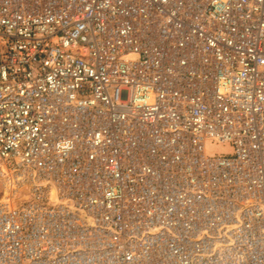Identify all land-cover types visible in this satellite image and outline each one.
Listing matches in <instances>:
<instances>
[{
  "label": "built area",
  "instance_id": "built-area-1",
  "mask_svg": "<svg viewBox=\"0 0 264 264\" xmlns=\"http://www.w3.org/2000/svg\"><path fill=\"white\" fill-rule=\"evenodd\" d=\"M0 264H264V0H0Z\"/></svg>",
  "mask_w": 264,
  "mask_h": 264
},
{
  "label": "rangeland",
  "instance_id": "rangeland-1",
  "mask_svg": "<svg viewBox=\"0 0 264 264\" xmlns=\"http://www.w3.org/2000/svg\"><path fill=\"white\" fill-rule=\"evenodd\" d=\"M204 150L207 155H229L231 153L229 144H221L214 141H207L204 145Z\"/></svg>",
  "mask_w": 264,
  "mask_h": 264
}]
</instances>
